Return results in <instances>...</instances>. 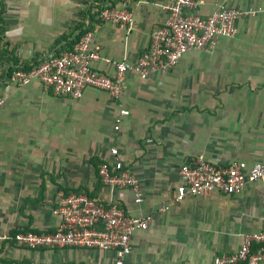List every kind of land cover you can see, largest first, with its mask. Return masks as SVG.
Segmentation results:
<instances>
[{"label":"crops","instance_id":"obj_1","mask_svg":"<svg viewBox=\"0 0 264 264\" xmlns=\"http://www.w3.org/2000/svg\"><path fill=\"white\" fill-rule=\"evenodd\" d=\"M123 1L131 13L124 26L95 15L93 0H0L6 51L0 61V264H115L113 250L29 248L13 239L18 231L54 230L60 222L54 208L65 191L118 201L128 215L148 219L147 228L132 234L122 264H209L236 251L244 234L264 228L263 179L234 194L174 200L178 169L191 157L264 162V0L227 2L242 12L233 36L185 52L166 71L145 78L126 72L116 98L91 87L71 98L36 79L19 85L5 78L10 57L16 66L32 65L68 50L78 23L93 32L102 57L135 62L165 21L167 1L98 4ZM197 1L202 16L220 3ZM94 65L114 71L110 62ZM112 147L137 177L140 201L129 187L101 183L97 171L113 161Z\"/></svg>","mask_w":264,"mask_h":264},{"label":"built area","instance_id":"obj_2","mask_svg":"<svg viewBox=\"0 0 264 264\" xmlns=\"http://www.w3.org/2000/svg\"><path fill=\"white\" fill-rule=\"evenodd\" d=\"M166 1L165 21L154 29L148 48L133 63L112 62L102 57L99 45L93 40V32L87 28L70 50L53 54L29 69L15 66L11 72L4 73L5 78L19 85L36 79L54 94L71 98H79L87 87L103 90L116 98L126 72L132 71L145 78L152 71H166L174 67L185 52L210 48L219 36H233L235 19L242 14L226 6L232 0H220L218 7L206 16L196 10L197 0ZM260 10L264 11V4ZM98 17L121 26L131 21L126 1L119 6L102 5ZM99 60L113 63V73L97 69L94 63ZM125 113L126 110L120 112ZM115 128L118 129V125ZM110 153L113 161L103 162L98 168L103 185L129 187L134 191L135 200L140 201L142 192L137 177L117 158L115 147L110 149ZM178 178L175 201L209 192L234 194L240 192L248 181L264 180V162H255L250 166L244 161L220 164L195 156L179 167ZM54 212L60 216L54 230L18 231L13 239L29 248L113 250L116 254L115 264H122L131 251L132 234L148 225L147 218L128 215L118 201L104 203L85 193L60 194ZM261 261H264V228L244 234L236 251L217 255L209 264H259Z\"/></svg>","mask_w":264,"mask_h":264},{"label":"trees","instance_id":"obj_3","mask_svg":"<svg viewBox=\"0 0 264 264\" xmlns=\"http://www.w3.org/2000/svg\"><path fill=\"white\" fill-rule=\"evenodd\" d=\"M95 3H97L96 4V6H97V9L99 10L100 8H101V5H99L98 3H100V2H103L104 0H93ZM1 6H0V44H1V48H0V61H3L5 58H4V54H6V51H5V49H4V44H5V41H4V39H3V33H4V29H3V23H2V21H3V18H2V13H3V10H4V6L2 5V2H1V4H0ZM98 10L94 13L95 15H98ZM76 27L80 30L79 31V34L78 35H76L75 36V39L74 40H72L71 41V43H72V46H73V44H74V42H75V40L79 37V35L80 34H82L85 30H87V28L88 27H84L82 24H80V23H78V24H76ZM72 46L68 49V50H70L71 48H72ZM10 58H12L11 60H13V65H11L10 67H6V68H3L2 69V71H3V73H5V72H7V73H9V72H11L14 68H15V63H17V59H15V58H13V57H10ZM36 63H34V64H32V65H35ZM32 65L30 64H21V65H17V66H20V67H22V68H25V69H29V68H31L32 67ZM98 172V171H97ZM100 178V177H99ZM101 180V179H100ZM101 183H102V181H101ZM81 191L80 190H76V193H80ZM65 194H68V191H65ZM87 195H89V196H91V197H93L94 196V193H87Z\"/></svg>","mask_w":264,"mask_h":264}]
</instances>
